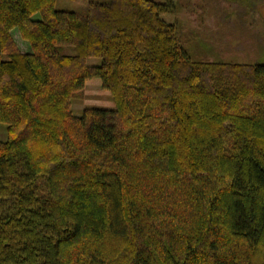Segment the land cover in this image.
Returning <instances> with one entry per match:
<instances>
[{
  "label": "trees",
  "instance_id": "1",
  "mask_svg": "<svg viewBox=\"0 0 264 264\" xmlns=\"http://www.w3.org/2000/svg\"><path fill=\"white\" fill-rule=\"evenodd\" d=\"M56 2L0 0V264H264V62L192 55L173 0Z\"/></svg>",
  "mask_w": 264,
  "mask_h": 264
},
{
  "label": "rangeland",
  "instance_id": "2",
  "mask_svg": "<svg viewBox=\"0 0 264 264\" xmlns=\"http://www.w3.org/2000/svg\"><path fill=\"white\" fill-rule=\"evenodd\" d=\"M89 0H57V8H82ZM164 2L165 0H155ZM176 7L163 14L167 22H177L184 43L190 53L208 60L241 63L264 62V0L229 2L228 0H173ZM32 18H40L36 13ZM16 44L25 52L29 43L16 35ZM97 57L87 58V64H98ZM112 107L109 90L98 77L86 81L82 90L73 97L71 108L79 115L84 107Z\"/></svg>",
  "mask_w": 264,
  "mask_h": 264
}]
</instances>
